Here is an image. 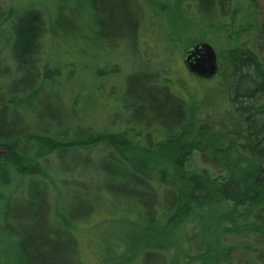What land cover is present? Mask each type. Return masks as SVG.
<instances>
[{
	"label": "trees",
	"instance_id": "16d2710c",
	"mask_svg": "<svg viewBox=\"0 0 264 264\" xmlns=\"http://www.w3.org/2000/svg\"><path fill=\"white\" fill-rule=\"evenodd\" d=\"M86 1L108 17V0L78 3ZM127 1L120 0L121 7ZM133 1L134 15L124 23L139 40V27L147 25L153 13ZM182 2L193 8L192 13L184 10L188 20L197 21L205 34L222 37L226 45L221 56L217 54L218 75L205 81L210 83L204 99L208 116L194 122L200 99L193 95L191 100L189 93L176 88L171 68L163 70L174 49L173 36L163 26V60L157 63L146 52L139 54L143 67L152 70L145 67L140 103L133 106L148 114L144 123L149 129L127 123L120 134H108L89 127L81 133L68 125L46 128L24 120L23 114H37L35 104L44 87L72 86L79 65L40 59L44 40L53 36L47 29L53 19L48 11L39 6L20 11L14 0L5 9L2 1L0 31L5 33L9 67L19 74L0 69L1 264H86L78 229L89 219L69 210L63 198L67 180L57 178L50 164L58 152L90 154L96 147L97 154L107 152L108 160L119 162V171L107 167L102 175L125 179L130 187L125 198L134 206L125 211L136 213L137 226L124 234L129 243L139 237L143 246L137 264H264V9L258 0ZM161 16L160 24H167ZM28 27L34 30L31 43L23 35ZM103 76L98 69L97 79ZM219 132L226 134L228 145L214 139ZM45 142L54 146L47 155L41 145ZM140 144L144 147L138 150L149 156L163 153L171 163L154 170L156 174L149 165L137 166L124 152ZM196 153L202 168L190 167ZM105 209L102 212H117ZM121 239L113 237L110 245L117 247Z\"/></svg>",
	"mask_w": 264,
	"mask_h": 264
},
{
	"label": "rangeland",
	"instance_id": "374dc122",
	"mask_svg": "<svg viewBox=\"0 0 264 264\" xmlns=\"http://www.w3.org/2000/svg\"><path fill=\"white\" fill-rule=\"evenodd\" d=\"M14 1L20 11L31 6H39L53 17L47 28L53 36L44 40L45 51L40 55V59L61 61L63 64L74 61L79 65V73L72 86L57 89L49 85L43 88L35 104L37 114L27 116L23 114L24 120L32 125L40 123L46 128L51 125L56 128L68 125L75 127L79 133L86 131L88 127H92L96 132L112 129L114 133H119L125 130L127 123L136 127L141 125V128L137 129L147 128L144 122L149 120L148 114L144 109L139 110L138 106L135 108L133 106L140 103L137 98H141L140 85L145 67L152 70L151 66L143 67L139 54L140 51L146 52L153 62L160 63L167 48L166 31L173 36L174 49L163 70L171 72L169 70L171 68L174 75L170 76V79L177 83L176 88L189 93L191 100L193 95L200 99L194 106V122L198 123L208 116L209 105L204 103V99L207 98L205 90L210 83L197 80L190 75L183 64L184 56L190 47L188 45L197 41L209 42L219 57L226 45L222 37L211 33L205 34L197 21H190L185 17L184 10L193 12L191 3L182 5L183 0H139L147 12L153 13V18L147 25L141 24L138 34L143 39L137 40L135 31L124 23L127 16L134 15L136 2L133 0H128L123 7L119 3L120 0H108L110 14L104 12L108 15L107 18L99 11L96 12L87 1L86 5L82 2L79 4L78 0ZM102 1L105 3V0H100ZM1 3L5 9L10 5L9 0H0V13L3 9ZM258 7L264 9V0H258ZM71 9L74 11L72 14ZM141 13L144 16L146 14L143 9ZM161 13L164 14L168 25L164 22L160 24ZM4 34L0 31V69L4 74L11 72L19 74L15 68L9 67L10 55L5 49ZM23 35L31 43L34 30L28 27ZM100 67L106 68L105 71H108L111 77L98 80ZM73 114L76 116L74 119ZM217 134L213 136L214 139L229 144L225 133ZM41 145L46 155L54 147L46 142ZM143 147L144 145L140 144L139 148L132 147V150L124 154L137 166L145 168L149 165V170L155 174L157 171L154 170L171 163V159L163 153L149 156L146 152L138 150ZM98 148H94V152L90 154L86 152L87 150L75 154L73 151L58 152L54 154L55 160L50 167H55L58 171L57 178L67 180V185L65 184L63 188V198L68 202L69 210L80 211L84 218L89 219L88 224L78 229L85 263L137 264L143 246L139 237L136 236L135 240L129 243L124 234V231L137 226L136 213L125 211L134 206L133 200L129 205L130 200L125 198L130 187L125 179L115 180L102 175L101 171L107 167L119 171V162L114 160L115 158L108 160L107 156L110 154L107 152L97 154ZM237 150L240 151L238 148ZM190 167H203L198 153L194 154ZM114 206L118 209L113 208ZM104 209L105 211L113 209L117 212L114 214L102 212ZM113 237L122 238L120 240L122 243L114 248L110 245Z\"/></svg>",
	"mask_w": 264,
	"mask_h": 264
},
{
	"label": "water",
	"instance_id": "95a60500",
	"mask_svg": "<svg viewBox=\"0 0 264 264\" xmlns=\"http://www.w3.org/2000/svg\"><path fill=\"white\" fill-rule=\"evenodd\" d=\"M183 64L191 75L205 81L215 78L220 70L216 50L209 42L197 43L187 50Z\"/></svg>",
	"mask_w": 264,
	"mask_h": 264
},
{
	"label": "bare ground",
	"instance_id": "6f19581e",
	"mask_svg": "<svg viewBox=\"0 0 264 264\" xmlns=\"http://www.w3.org/2000/svg\"><path fill=\"white\" fill-rule=\"evenodd\" d=\"M99 70H100L102 73H104L103 78L111 77V74L108 73V71H107V72L105 71L106 68H104V67H100ZM188 72H189V71H188ZM190 75H191V74H190ZM192 76H193V75H192ZM193 77H194V76H193ZM194 78H195V77H194ZM195 79H197V78H195ZM197 80H201V79H197ZM202 81H205V80H202ZM89 128H91L92 130H94L92 127H89ZM106 132H107L108 134H109V133H110V134H113V133H114L112 129H111V130H107ZM120 132H122V130H121ZM120 132L117 133V134H120ZM114 134H116V133H114ZM198 158L200 159V154H199V153H198Z\"/></svg>",
	"mask_w": 264,
	"mask_h": 264
}]
</instances>
